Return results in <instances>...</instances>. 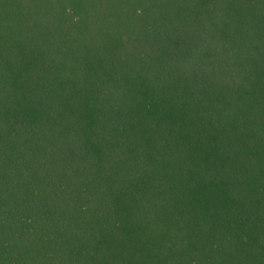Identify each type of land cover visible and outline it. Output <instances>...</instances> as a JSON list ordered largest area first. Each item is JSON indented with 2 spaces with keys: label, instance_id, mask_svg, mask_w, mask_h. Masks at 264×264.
<instances>
[{
  "label": "trees",
  "instance_id": "trees-1",
  "mask_svg": "<svg viewBox=\"0 0 264 264\" xmlns=\"http://www.w3.org/2000/svg\"><path fill=\"white\" fill-rule=\"evenodd\" d=\"M0 264H264V0H0Z\"/></svg>",
  "mask_w": 264,
  "mask_h": 264
}]
</instances>
